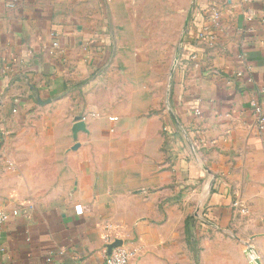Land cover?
<instances>
[{"label":"crops","instance_id":"1","mask_svg":"<svg viewBox=\"0 0 264 264\" xmlns=\"http://www.w3.org/2000/svg\"><path fill=\"white\" fill-rule=\"evenodd\" d=\"M181 20L165 91L139 46ZM253 101L264 0H0V264H264Z\"/></svg>","mask_w":264,"mask_h":264},{"label":"built area","instance_id":"2","mask_svg":"<svg viewBox=\"0 0 264 264\" xmlns=\"http://www.w3.org/2000/svg\"><path fill=\"white\" fill-rule=\"evenodd\" d=\"M211 12H212V22L210 24H207V25L205 24L202 26V29L198 35L200 39H208V40L214 39V35L211 33V29L213 26H218L220 11L216 7H212ZM245 15L246 17L247 16L250 17L252 14L251 12L247 11ZM53 46L57 47L58 42L56 41L53 42ZM196 57H197V54H194L193 58H196ZM238 75H241V73H238ZM252 106L257 116L259 127L261 129H264V109L256 101L252 102ZM195 113L200 114L201 110L199 108H196ZM116 119L117 117H110V120H116ZM76 209L77 211H80L81 207L77 205ZM243 211H247L246 208H243ZM6 218H7L6 210L0 208V231L5 224ZM134 255H135L134 250H130L123 246H118V247L113 248L112 251L106 256L105 264H129L130 260L132 259Z\"/></svg>","mask_w":264,"mask_h":264},{"label":"rangeland","instance_id":"3","mask_svg":"<svg viewBox=\"0 0 264 264\" xmlns=\"http://www.w3.org/2000/svg\"><path fill=\"white\" fill-rule=\"evenodd\" d=\"M145 11L146 10H144V13H145ZM182 25L183 24H182V20H181V22L177 26V33L174 35V37L172 36V38H170L169 40H165V41H156L155 40V41L149 42V43L141 42V44L139 46V48H144V53H143L144 57H148L149 54H147L146 52H150L154 48L156 53H154L153 58H156V59H153V61H155V63L160 62L158 60L159 58H161L160 60H162V58L163 59L165 58L164 61L166 64L163 67L164 71L158 75V78L160 79V81H163V83H164V90L165 91H166V88L168 85L169 71H170V69L168 70V67L170 66V64L169 65L167 64L168 63L167 58L172 59V57L174 56V53L176 52L180 37L182 35V29H183ZM147 50H150V51H147ZM170 62H172V60ZM225 235H228V234H225ZM232 239H234V238H232ZM239 256H240V258H239L240 264H249L247 258L244 255V249L240 248Z\"/></svg>","mask_w":264,"mask_h":264},{"label":"water","instance_id":"4","mask_svg":"<svg viewBox=\"0 0 264 264\" xmlns=\"http://www.w3.org/2000/svg\"><path fill=\"white\" fill-rule=\"evenodd\" d=\"M191 14H192V11L190 10L188 12V16H187V19L185 21V27H184L185 30H186V27L189 24L190 19H191ZM185 30H184V32H185ZM182 39H183V35L181 37V41H182ZM81 130L82 131H86L87 130V127H86V123L82 119V117L81 116H78L77 119H76V121H75V123L73 124V128H72L74 138H77V133L79 131H81ZM121 245H122V241L121 240H115L114 242H112L111 244H109V246H108V252L110 253L113 248L118 247V246H121Z\"/></svg>","mask_w":264,"mask_h":264}]
</instances>
